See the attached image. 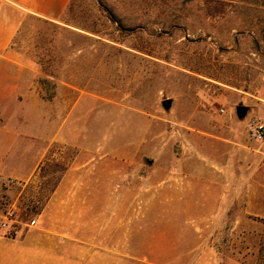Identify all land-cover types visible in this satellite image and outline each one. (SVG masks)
Segmentation results:
<instances>
[{
	"label": "rangeland",
	"instance_id": "obj_1",
	"mask_svg": "<svg viewBox=\"0 0 264 264\" xmlns=\"http://www.w3.org/2000/svg\"><path fill=\"white\" fill-rule=\"evenodd\" d=\"M16 42L40 60L43 97L70 98L77 146L3 183L0 211L35 218L82 150L119 192L109 235L70 243L74 263L264 264V137L248 127L264 124V0H70Z\"/></svg>",
	"mask_w": 264,
	"mask_h": 264
},
{
	"label": "crops",
	"instance_id": "obj_2",
	"mask_svg": "<svg viewBox=\"0 0 264 264\" xmlns=\"http://www.w3.org/2000/svg\"><path fill=\"white\" fill-rule=\"evenodd\" d=\"M69 2L0 0V187L7 181L25 185L40 178L51 147L77 146L71 135L77 123H68L70 98L43 97L40 60L21 51L16 42L26 21L58 23ZM94 168L91 157L79 150L58 173L41 212L0 229V264H76L70 260V243L109 235V226L115 224L108 219L109 196L119 191L94 183ZM32 218L34 225L27 226ZM116 225L123 236L124 225Z\"/></svg>",
	"mask_w": 264,
	"mask_h": 264
},
{
	"label": "built area",
	"instance_id": "obj_3",
	"mask_svg": "<svg viewBox=\"0 0 264 264\" xmlns=\"http://www.w3.org/2000/svg\"><path fill=\"white\" fill-rule=\"evenodd\" d=\"M249 130L253 137L258 140H261L264 137V124L259 122L251 121L248 124ZM17 220V212L15 207H9L4 211H0V229L6 230L8 229L11 223L16 222ZM35 220L30 219L26 225L32 226L34 225Z\"/></svg>",
	"mask_w": 264,
	"mask_h": 264
},
{
	"label": "water",
	"instance_id": "obj_4",
	"mask_svg": "<svg viewBox=\"0 0 264 264\" xmlns=\"http://www.w3.org/2000/svg\"><path fill=\"white\" fill-rule=\"evenodd\" d=\"M170 105V100L169 99H165L163 101V106L165 108H167ZM237 115L239 117L244 116L245 112H246V108L244 106H238L236 109Z\"/></svg>",
	"mask_w": 264,
	"mask_h": 264
}]
</instances>
